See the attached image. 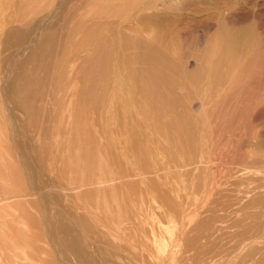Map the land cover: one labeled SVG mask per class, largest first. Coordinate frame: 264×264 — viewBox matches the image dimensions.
Segmentation results:
<instances>
[{"label": "rangeland", "instance_id": "obj_1", "mask_svg": "<svg viewBox=\"0 0 264 264\" xmlns=\"http://www.w3.org/2000/svg\"><path fill=\"white\" fill-rule=\"evenodd\" d=\"M30 8L0 44V264H264V0Z\"/></svg>", "mask_w": 264, "mask_h": 264}, {"label": "bare ground", "instance_id": "obj_2", "mask_svg": "<svg viewBox=\"0 0 264 264\" xmlns=\"http://www.w3.org/2000/svg\"><path fill=\"white\" fill-rule=\"evenodd\" d=\"M7 1L8 2H11V6L13 8H16L17 7L18 10H23L24 12H22L23 13L22 16H20V15H18V16L11 15L10 17H8V19H6L5 22H3L2 25H0V44L4 42L5 37L8 38L9 36H15L16 37V40L19 37H21L20 31L17 29L19 26L21 27V29L24 32V35L21 38H25V35L27 36L28 35V32H30V26L32 24V18H33V16L31 15V14H33V12H32L33 10H32V8H30L33 0H20V1H18V0H10V1L9 0H6V2ZM3 2H5V0L2 1L1 4ZM6 2L3 3L4 6H5V4H9L10 5V3H6ZM18 3L20 4L19 6H18ZM6 6L5 7H2V8H5V10H6ZM2 10H4V9H2ZM7 10L9 11V9H7ZM8 11L6 12V15H7ZM11 12H10V14H11ZM15 13H16V11L14 12V14ZM1 16L3 17V13H2ZM5 42H7V41H5ZM7 47H10V48H7ZM13 47L14 46H10V45L9 46L8 45L6 46L5 45V46H3L2 50L0 51V53H5L6 51H8L9 49H11ZM145 59H146L145 57H142V61H145ZM75 61L72 63V67H71L72 73L73 72H77L76 70L78 69V65H77L78 62L77 61L75 62ZM73 74H75V73H73ZM73 98H75V97H73ZM201 165H203V163H201ZM148 172L151 175H154L155 174L153 171H148ZM143 176L144 175H140V174H136V175L135 174H127V175L124 176V179L125 180H128V181H131L132 178H136V177L144 178ZM110 182L111 183L112 182H115V180H110Z\"/></svg>", "mask_w": 264, "mask_h": 264}]
</instances>
